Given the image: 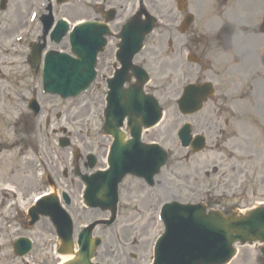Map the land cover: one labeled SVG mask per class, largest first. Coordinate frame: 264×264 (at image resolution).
<instances>
[{"label":"rangeland","instance_id":"1","mask_svg":"<svg viewBox=\"0 0 264 264\" xmlns=\"http://www.w3.org/2000/svg\"><path fill=\"white\" fill-rule=\"evenodd\" d=\"M108 1V7H114L117 10L118 17L112 23V29L116 31L117 25H121L126 20V0ZM132 1L133 7L134 0ZM95 3V0H75L62 7L63 15L71 22L101 17L97 13L99 9L96 8ZM172 5L173 0H161L158 3V6L165 10L171 9ZM173 13L175 14L174 11ZM172 19L174 18L168 16L165 20ZM160 33L161 30L155 32L152 43L157 40L158 43L156 46L151 44L150 53L147 51L144 56L154 58L155 50L160 53L166 51L168 63L160 67L152 65L156 69L152 73L153 80L149 85L152 90L161 89L156 91V94L164 107L165 116L160 125L151 130L149 135H145L144 139H157L172 152L171 161L176 164L172 171L163 170L159 176L162 186L168 188L164 191L166 194L163 196V201L173 198L170 194L171 188L180 201L207 200L212 207L225 211H230L234 206L246 209L255 205L256 202L264 201V185L257 181V177L261 175V161L253 157L249 163L238 162V155L241 153L256 154L255 150L258 149L259 155L261 152L264 155L262 151L264 150V123L261 121H264V102L253 100L256 91L260 90V85L257 83L254 86L251 96L243 94L246 92L245 89L247 90V83H239V87L232 89L225 88L227 104L213 101L195 116H181L176 108V99L186 80L191 81L194 74L198 75L199 67L196 66L193 71L189 67L183 72L178 71L180 57L183 59V56L177 57V63L173 64L171 49L167 47V44L165 45V41H168L170 37L162 35L158 38ZM259 45L264 46V41L259 40ZM10 53L7 66L0 70L2 84V91H0V264H57L60 259L54 257V249L44 247V240L53 237L50 224L41 223L26 233L21 230L17 221L19 214L33 202L38 192L36 178L39 157L46 158L57 172L61 169L65 155L68 159L70 157L69 151L72 149L62 151L58 147L59 135L53 133L52 127L63 126L74 130L85 127L86 124L92 129L93 137L98 139L97 131L101 127V122L98 121L94 129L93 118L99 114L98 106L101 107V103H104L106 90L104 79L111 72L100 67L98 77L90 91L81 98L67 99L60 103L57 98L43 97L45 103L42 102L53 112L50 114L53 125L46 128L49 113L45 111L35 123L32 113L22 102L25 97L29 98L35 89H38V85L35 86L26 68L22 67V51L10 49ZM3 54L5 55V51ZM248 90H250L249 86ZM222 92L223 89L219 88L218 95H222ZM18 95L22 100L17 99ZM76 103H78L77 107H74ZM87 103L91 106L88 116ZM83 106L86 109H83ZM61 107L65 109L64 119L55 121L56 113ZM220 113L223 116H219ZM225 119H229L230 124L225 134L221 136L219 129L225 127ZM185 122L192 123L194 132H202L210 139L205 151L199 154L190 153L189 158H186L189 150L181 147L176 136L177 127L179 128ZM76 138L84 144L82 137L76 135ZM93 144L92 142L88 145L86 150H91ZM239 164L250 167L253 171L252 177H249V184L242 194L238 185L239 179L243 177ZM207 192L212 193V196L207 195ZM154 197L156 196L148 191L138 190L136 186H131L129 191H126V199H123L126 201V209L121 207L122 216L119 218V224L114 228L98 232L103 238V245L99 250V254L102 255L97 257V261L104 264H119L122 260L124 263L127 261V264L150 263L149 242L154 235L163 230V226L154 220V208L158 206V201ZM126 210L129 212V218L134 222L128 227L126 226ZM94 217L96 216L90 214L82 223ZM24 234L34 240V250L28 257L19 258L13 254L12 242ZM238 249L239 253L231 264H261L258 245L238 246ZM131 254L136 255L135 258Z\"/></svg>","mask_w":264,"mask_h":264},{"label":"water","instance_id":"2","mask_svg":"<svg viewBox=\"0 0 264 264\" xmlns=\"http://www.w3.org/2000/svg\"><path fill=\"white\" fill-rule=\"evenodd\" d=\"M112 18L113 14L111 13L108 19ZM131 23L133 24L129 27V30L125 25L121 33L123 40L117 56L123 64V69L118 70L116 76L109 81L111 91L106 113L107 131L116 139L111 159L112 169L107 175L110 178H115L116 183L129 173L128 161H133L132 165L138 167L141 157L145 155V150H148V148L141 145L142 129L155 125L162 117V109L156 99L153 96L145 97L143 95V86L147 81L146 71L141 70V77H139V82L136 86L134 85L128 89L124 87L126 73L130 67L128 63L131 64L133 58V53L129 54V62L126 64V35L134 33V25L138 23V19L134 17ZM86 28H89L90 31H88V34L80 36V47H74L80 58L66 57V60H60L61 69H52L51 77L59 80L56 85H52V89H58L63 94L78 90L80 85H86V80L94 76L93 69L96 54L101 49L102 42L97 43V40L93 42V37L90 33L94 31V25L83 24L79 27V30ZM153 28L154 25L150 20L146 33H149ZM93 34L97 35V30ZM129 77L130 75L128 74L127 79ZM129 90L130 93H128ZM209 92L210 89L206 86L187 89L181 100L182 110L186 112L196 107L199 108L202 100L205 99L206 94ZM64 95L66 96V94ZM196 95H198V98ZM126 116H129V129H131L132 135V139L129 141L124 140V133L119 130ZM114 122L116 123L114 124ZM188 131V129H185L183 132L184 141H190ZM200 144L201 142L198 145ZM160 152L159 164L162 160V163H164L167 159L166 153L162 150ZM123 158L128 160L127 164H124ZM147 174L146 177L152 179L153 173ZM181 208L179 207L178 210H175L177 218L181 219V221H173L170 230L167 231L160 243L155 264H226L236 253L233 248L234 243H254L258 241L264 243V206L254 211H249L248 215L240 216L236 212L225 216L219 211L211 210L206 212V209L194 211L190 208L187 209L190 210V216H187L184 213L182 214ZM71 240L70 238L69 241ZM168 243H170V247H166ZM99 244V239L95 244L89 241L85 242L81 245L80 252L75 253V258L65 264H93L91 258ZM261 249L264 253V247ZM61 250L63 253L73 252L65 244L62 245ZM183 254L191 256L184 260L185 263L182 262Z\"/></svg>","mask_w":264,"mask_h":264},{"label":"flooded vegetation","instance_id":"3","mask_svg":"<svg viewBox=\"0 0 264 264\" xmlns=\"http://www.w3.org/2000/svg\"><path fill=\"white\" fill-rule=\"evenodd\" d=\"M4 1V2H3ZM44 0H0V47H2V41L12 38L16 33L23 30L29 21V14L33 10L36 4L41 3ZM191 2L192 0H188ZM214 7L220 13V15H226V12L233 9V2L229 0H213ZM5 3V6L2 4ZM47 7L44 11L40 12L39 18H42L44 14H48L51 7V1L47 0ZM230 4V6H228ZM3 7V10L1 9ZM251 33V32H250ZM249 32H237L232 25L221 26L218 30L210 33L207 31V26L203 25L200 28H190L188 45L192 49L191 51L201 58L208 56L209 64L212 62L213 55H218L219 58L224 61H230L227 57L223 59V56L228 50L227 55L232 56L231 61H235L231 64H223L222 79L227 84L239 85V83H251L255 79L253 72V63L256 61V57L253 51V37ZM250 44V48H246ZM239 62V63H236ZM250 93V91L248 92ZM81 185L79 188L81 189ZM73 209L77 210L76 205L72 204ZM74 210V211H75Z\"/></svg>","mask_w":264,"mask_h":264},{"label":"bare ground","instance_id":"4","mask_svg":"<svg viewBox=\"0 0 264 264\" xmlns=\"http://www.w3.org/2000/svg\"><path fill=\"white\" fill-rule=\"evenodd\" d=\"M72 256H61V261H67L68 259H70Z\"/></svg>","mask_w":264,"mask_h":264},{"label":"snow or ice","instance_id":"5","mask_svg":"<svg viewBox=\"0 0 264 264\" xmlns=\"http://www.w3.org/2000/svg\"><path fill=\"white\" fill-rule=\"evenodd\" d=\"M37 199H39V197H37Z\"/></svg>","mask_w":264,"mask_h":264}]
</instances>
